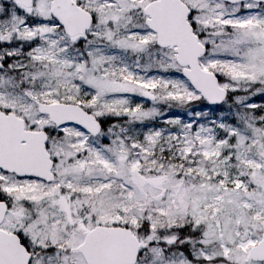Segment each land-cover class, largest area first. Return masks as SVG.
Returning a JSON list of instances; mask_svg holds the SVG:
<instances>
[{"label":"snow or ice","instance_id":"6c2138e0","mask_svg":"<svg viewBox=\"0 0 264 264\" xmlns=\"http://www.w3.org/2000/svg\"><path fill=\"white\" fill-rule=\"evenodd\" d=\"M0 264H264V0H0Z\"/></svg>","mask_w":264,"mask_h":264}]
</instances>
